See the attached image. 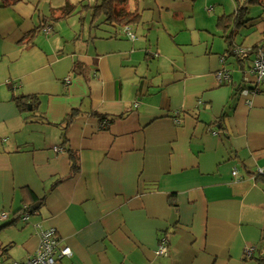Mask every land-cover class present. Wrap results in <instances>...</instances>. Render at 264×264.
Masks as SVG:
<instances>
[{"label": "crops", "instance_id": "0c3cea01", "mask_svg": "<svg viewBox=\"0 0 264 264\" xmlns=\"http://www.w3.org/2000/svg\"><path fill=\"white\" fill-rule=\"evenodd\" d=\"M243 1L126 0V26L94 15L102 0L0 7L1 262L24 263L40 225L72 252L57 264H261L264 84L239 92L264 51V0L234 21Z\"/></svg>", "mask_w": 264, "mask_h": 264}, {"label": "built area", "instance_id": "2783aa9c", "mask_svg": "<svg viewBox=\"0 0 264 264\" xmlns=\"http://www.w3.org/2000/svg\"><path fill=\"white\" fill-rule=\"evenodd\" d=\"M44 33H49L50 28L45 27L43 29ZM125 34L132 40H134L135 35L125 29ZM234 53L236 55L244 53L241 48H235ZM254 58L252 60V65L249 70V74L253 76L252 83L254 86L252 88L243 87L241 88L239 94L245 100L251 95L257 94L259 92L258 86L264 84V51L261 48H257L254 51ZM217 81L219 83L229 82L230 76L227 71L220 70L216 74ZM261 172V170H259ZM233 175L236 174L234 171ZM29 208L27 206L23 207V214L20 219L23 222H27L29 218ZM9 219L8 214L5 211H0V224L7 222ZM37 234L39 237V243L33 254L22 264H57L60 258L70 257L71 250L68 246L62 245L60 238L57 237L56 232L53 228H43L40 225L36 226ZM253 252V248H246L245 255L250 256ZM154 254L156 256H167L168 255V246L167 241L161 240L155 249ZM0 264H6L0 261ZM10 264H20L18 262H12Z\"/></svg>", "mask_w": 264, "mask_h": 264}, {"label": "trees", "instance_id": "16d2710c", "mask_svg": "<svg viewBox=\"0 0 264 264\" xmlns=\"http://www.w3.org/2000/svg\"><path fill=\"white\" fill-rule=\"evenodd\" d=\"M20 1L21 0H0V7H8ZM249 1L250 0H244L242 3L237 2L238 3L237 10L232 16H230L234 19V21L236 20L238 22L242 19V17L245 14L247 5L250 4ZM125 2L126 0H102L100 6L95 9L94 15L96 16L98 13H101L107 16L111 21H114L119 25H125V26L130 23L137 22L139 20L138 14L136 12L127 11L123 7V4L126 5ZM117 6L119 7L118 9L116 8ZM73 10H74L73 6L67 5L65 8L61 9L60 15L62 18L68 17L72 14ZM219 24H221L220 26H223L224 21L222 22V20L220 19ZM43 28H41L40 31H43ZM26 36L27 37L23 40H25L26 45L27 44L29 45L31 44V41L34 37V32H31L30 34H27ZM12 100L16 104V106L19 108V110L22 112L27 111L28 104H30L32 107L35 104H37V101L32 96H16V97H12ZM75 114H76V111H72L66 116L63 122L65 124V127H67V125L70 123V121L72 120ZM74 166L75 165L73 164V167H72L73 170H74ZM259 261L261 262V264H264V258L260 259Z\"/></svg>", "mask_w": 264, "mask_h": 264}, {"label": "rangeland", "instance_id": "374dc122", "mask_svg": "<svg viewBox=\"0 0 264 264\" xmlns=\"http://www.w3.org/2000/svg\"><path fill=\"white\" fill-rule=\"evenodd\" d=\"M100 1L101 0H62V2H64L65 4L71 3V4H74L76 6H79L80 8H81V5H79V3H82L83 5H87L88 7H92L97 2H100ZM89 14H86L87 19H89Z\"/></svg>", "mask_w": 264, "mask_h": 264}]
</instances>
